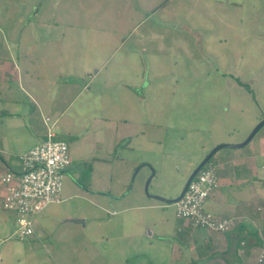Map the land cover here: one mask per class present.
<instances>
[{"label":"rangeland","instance_id":"obj_1","mask_svg":"<svg viewBox=\"0 0 264 264\" xmlns=\"http://www.w3.org/2000/svg\"><path fill=\"white\" fill-rule=\"evenodd\" d=\"M162 1L155 0L151 6ZM179 1L162 11L158 6L156 12L153 8L144 14L139 6L146 9V4L137 0H0L4 31L19 16L25 23L47 17L54 26L50 48L55 52L53 62L61 61L59 53L64 49L71 51V59L80 56L86 60L91 74L87 86L97 93L98 113L121 123L131 117L133 105L136 114L147 119L150 133L149 144L144 147L139 138L129 143L127 138L119 137L116 151L111 146L109 153H105L102 143L80 152L76 144L68 142L74 163L63 178L62 201L45 208L53 212L41 214L39 230H43V240L49 245L36 241L34 249L13 236L16 223L11 216L15 226L10 223V237L0 232L5 257L12 255L11 246L20 242L24 250L25 244L34 252L32 257L28 255L29 260H19L21 264H162L170 259L171 245L158 248L166 244L160 243L153 231L163 236L173 227L177 234L182 219L176 216L174 203L154 196L176 197L191 172L215 146L243 142L264 118V0H230L229 10L227 5L223 10L221 5L199 4L192 14L187 8L192 1L182 0L183 21L191 20L197 11L205 21H192L189 29L174 24L173 13ZM223 12L229 20H219ZM198 32L202 47L195 40ZM148 33L152 35L150 40L137 42ZM5 39H0L4 52L15 44ZM43 43L40 40L39 45ZM142 44H148L149 53L154 54H141L140 59L148 60L149 68L145 66L139 74L126 70V55L141 49ZM239 81L248 84L251 91ZM131 85H138L141 93L145 89L146 99L129 103ZM75 105L71 104L70 112ZM98 127V137L114 142L109 127ZM261 138L264 140V126L252 141ZM95 156L110 162L107 168L98 165L91 183ZM83 158L90 161L88 171L77 167ZM152 172L147 192L146 182ZM84 184L109 191L111 203L100 202ZM124 208L128 212H123ZM113 210L115 215L110 212ZM140 213L145 215L143 223ZM3 214L1 211L0 216ZM124 214L136 219L137 229L134 236L125 237L132 233V223L123 238L116 239L113 236L119 235V220ZM37 225L35 220L34 228ZM147 225L153 234L148 233ZM15 261L8 258L1 264Z\"/></svg>","mask_w":264,"mask_h":264},{"label":"crops","instance_id":"obj_2","mask_svg":"<svg viewBox=\"0 0 264 264\" xmlns=\"http://www.w3.org/2000/svg\"><path fill=\"white\" fill-rule=\"evenodd\" d=\"M137 1L146 4V9L139 6L141 12L145 14L153 8L155 12L158 9L162 11L176 0H163L158 5L159 7L151 6V2L155 0ZM191 1L193 5L190 4L187 7L188 13H191L193 7L199 4L210 7L221 5L223 10L226 5L228 10L231 7L230 0L226 2L225 0ZM181 4H183L182 0L177 5L175 4L174 24H180L184 26L183 28L189 29L192 21L193 23L204 21L199 18L201 16L199 11L194 17L191 16V20L183 21L180 13ZM220 15L219 20H229V16L225 19L224 12ZM186 17L189 18V16ZM165 18L172 20L169 17ZM3 23V19L0 18V39L4 36L5 40L11 39L15 41V44L14 48H8L6 52L0 49V175L7 169H19L20 155L42 142L48 128L55 131L56 137H63L62 139L70 144H76L80 152L86 150V147L94 149L96 143L103 144L105 153L110 152L109 147L111 146L113 151H116L115 146L118 145L117 138L119 137L120 139L127 138L129 143H134L139 138L138 142L142 147L146 143L149 144L148 121L136 114L133 105L130 112L131 117L123 119L124 122L121 121V123L105 119L98 113L97 93L92 92L91 87L87 86L89 84L87 80L91 74L83 57L74 56L71 59L73 57L71 51L64 49L59 53L61 61L56 63L54 60L53 62L55 52L50 48L54 41V26L47 17L40 19L37 17L35 22L30 20L25 23L23 17L19 16L5 31L2 28ZM199 32L196 33L195 40H197V46L202 47L200 45L202 35ZM62 38L65 40L64 36ZM151 38V33H148L138 38L137 42H146V39ZM179 38L181 37L177 40ZM26 39L30 41L27 42ZM40 40L44 42L43 46L39 45ZM149 52L150 46L142 44L141 49L127 54L125 57L127 58L126 70L139 74L145 66L148 69V60L144 62L140 57L141 54L143 56L146 54L148 57L154 56ZM98 72L99 69H96L95 73ZM131 89L127 92L128 96L132 97H128L129 103H134V99L138 102L146 99L145 89L142 93L138 85H131ZM71 104H76L73 112H70ZM104 124L114 132V142H106L101 136L98 137L100 133L98 126ZM252 140L248 143L249 146L233 148L227 152L217 151L211 161L219 177V186L207 200L206 209L231 218L234 222L233 226L227 231L194 228L182 219L177 227V234L173 227L171 233H164L163 236L153 231L160 243L166 244L158 248L163 249L170 245L172 248L170 259L162 264H258L257 258L264 247V140L257 142ZM85 159L87 158L80 161L78 168L85 167L86 162H90ZM108 162L110 160L103 156L94 157L91 183H94V171L98 165L107 168ZM90 190L93 192L90 194L98 197L100 202L111 203L112 194L109 191L93 188ZM0 210L5 213L0 216V232L9 233L10 223L15 226L16 217L3 210L1 206ZM44 211L45 215L53 212L51 209L48 212L47 209L42 210L36 218L39 226H36L33 236L22 240L26 242V245L31 244L34 249L36 241L46 242L43 240L45 235L43 230H39L41 219H43L41 214ZM110 212L112 215L116 214L114 210ZM123 212H128V209L124 208ZM135 220L132 215L129 217L124 214L119 220L121 231L117 233L119 235L113 237L120 238L132 223V233L128 232L125 237L132 234L134 236L137 229L134 228ZM139 220L142 223L145 221L144 213H140ZM147 229L149 234H153L149 225ZM142 231L143 227L142 230H138L139 236ZM105 238L103 235L102 239ZM171 240L170 244L168 241L171 242ZM31 241L36 242L35 245ZM1 243L0 264L8 258L17 260L14 264H21L19 260H29L28 255L32 257L34 253L25 244L26 250H24L22 244L18 242L15 246H11L13 247L12 255L7 254L5 257V253L2 252L5 246L2 247ZM43 245L48 246L49 244L46 242ZM157 264L161 263L158 261Z\"/></svg>","mask_w":264,"mask_h":264},{"label":"built area","instance_id":"obj_3","mask_svg":"<svg viewBox=\"0 0 264 264\" xmlns=\"http://www.w3.org/2000/svg\"><path fill=\"white\" fill-rule=\"evenodd\" d=\"M20 168L7 169L0 175V206L16 217L13 236L25 240L35 231L36 216L52 203L62 201L63 178L73 159L69 143L58 139L52 128L45 138L20 155ZM219 186L212 162H207L175 202L176 216L194 228L229 230L234 222L206 209L205 205ZM264 264V247L258 258Z\"/></svg>","mask_w":264,"mask_h":264},{"label":"water","instance_id":"obj_4","mask_svg":"<svg viewBox=\"0 0 264 264\" xmlns=\"http://www.w3.org/2000/svg\"><path fill=\"white\" fill-rule=\"evenodd\" d=\"M264 126V118L255 126V128L252 130V132L249 134V136L240 143H236V144H218L217 146H215L206 156L205 158L196 166V168L191 172V174L189 175V177L187 178L183 189L181 190V192L174 198H165L163 196H159V195H155L154 197L156 199H159L161 201L167 202V203H175L176 201H178L183 194L185 193V191L187 190L190 182L193 180V178L197 175V173L200 171V169L210 160V158L221 148L223 147H233V148H238V147H243L246 144H248L253 138L254 136L257 134V132ZM154 175V172H152V175L149 177V179L146 182V191L148 192V186L150 183V180L152 178V176ZM131 188V187H130ZM129 188V189H130Z\"/></svg>","mask_w":264,"mask_h":264},{"label":"trees","instance_id":"obj_5","mask_svg":"<svg viewBox=\"0 0 264 264\" xmlns=\"http://www.w3.org/2000/svg\"><path fill=\"white\" fill-rule=\"evenodd\" d=\"M239 82H240V84H242V85L245 86L248 90L251 91V88H250V86H249L248 84H245V83H243V82H241V81H239ZM213 157H214V155L210 158V160H209L208 162H211ZM89 163H90V162H86L87 165L85 164L86 166H85V167H81V168H83L84 170L86 169V170L88 171ZM84 187H86V189H88V190L91 189L89 186H85V184H84Z\"/></svg>","mask_w":264,"mask_h":264}]
</instances>
